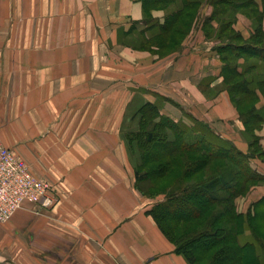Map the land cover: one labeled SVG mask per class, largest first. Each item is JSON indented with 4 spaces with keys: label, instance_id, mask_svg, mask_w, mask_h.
Instances as JSON below:
<instances>
[{
    "label": "crops",
    "instance_id": "1",
    "mask_svg": "<svg viewBox=\"0 0 264 264\" xmlns=\"http://www.w3.org/2000/svg\"><path fill=\"white\" fill-rule=\"evenodd\" d=\"M146 10L141 0H0V142L56 196L46 207L24 202L0 225V264H191L137 187L120 130L138 97L242 153L264 149V59L237 58V71L251 65L246 77L260 79L254 97L237 102L219 44L200 29L166 55L139 47L165 17ZM234 27L242 43L259 30L264 48V15L257 24L239 14ZM250 165L264 179V160ZM253 196L264 200V180ZM246 238H255L250 229Z\"/></svg>",
    "mask_w": 264,
    "mask_h": 264
},
{
    "label": "trees",
    "instance_id": "2",
    "mask_svg": "<svg viewBox=\"0 0 264 264\" xmlns=\"http://www.w3.org/2000/svg\"><path fill=\"white\" fill-rule=\"evenodd\" d=\"M186 1L141 0L145 11H148L146 9L149 8L167 10L163 23L158 26L160 35L167 30L170 31V28L180 20L181 15H185L186 7H190L192 3V0L187 3ZM222 2L240 8L246 6L256 7L254 0H222ZM172 3L177 4L173 13H170L168 7ZM188 25H191V21ZM259 36L260 31L256 30L253 37L257 38ZM237 37L241 38L239 34H237ZM250 41L247 40L240 44L228 42V47L221 45L217 48L218 53L226 51L221 54V59L225 63L223 74L226 75L228 72L230 74L228 78L236 77L239 79L232 85L228 84L229 91L233 93L232 90H237L247 97L254 95L253 88L256 81L260 79L258 76H254L252 80H248L246 77L247 69L251 65L243 71H237V58L246 54L245 56L257 57L260 61L264 59V48L261 45L250 43ZM137 115L141 117V122L145 124L159 118L155 122L158 129L156 132L149 130L141 138L140 136L137 137L136 134L129 135L130 139L125 144L130 161L131 148L129 142L132 143L133 141L142 144L146 149L147 147L151 149L153 145H157L158 149L165 155L184 152L195 153L201 157L194 160L185 159L184 170L181 176L175 179L180 182L178 187H173L174 190L146 210L147 214L153 217L163 234L175 244L176 252L183 254L191 264H200L202 256L209 252L211 254L203 264H264V255L259 250L260 242L255 235V228L245 226L241 212L232 209L233 199L242 193L247 183H257L264 180L250 165V159L255 157L251 153H242L236 150L228 142L217 139L205 124L194 121V126H191L162 115L158 106L150 101H145L132 114V117ZM144 155L141 156L145 158L146 155ZM208 160H221L227 165L220 168L218 172L207 175L203 180H189L182 183L187 176L189 177L193 172L199 170ZM136 166L133 165L138 187L140 180L150 178L146 174L140 176ZM159 171L166 172V165L160 164L156 172H153L152 179L160 176ZM262 203L264 205V200ZM208 204L218 205V209L203 225L198 224L196 228L185 233H171L173 225L177 228L178 225H182L187 220L198 222L201 216V207ZM228 215H232L234 228L230 227L231 225L215 226L219 220ZM167 221L172 222V226L167 227V224H165ZM248 229L255 236L253 240H247L246 238V230Z\"/></svg>",
    "mask_w": 264,
    "mask_h": 264
},
{
    "label": "rangeland",
    "instance_id": "3",
    "mask_svg": "<svg viewBox=\"0 0 264 264\" xmlns=\"http://www.w3.org/2000/svg\"><path fill=\"white\" fill-rule=\"evenodd\" d=\"M188 1L190 0H187L186 3ZM176 4L172 3L171 5H169V7L167 6L170 13H173L176 8ZM158 9L164 10L166 15V9ZM239 14L243 15L252 23L258 24L261 21V18H263L264 8L261 10L253 6L240 8L229 3L226 4L222 2V0H192L191 6L186 7L185 9V15H181L180 20L172 28H170V31L167 30L161 35L157 34L154 40L149 41V43L139 42L138 45L141 48H147L149 47V45L151 46L154 44L155 46L159 47L158 50L156 49V52L159 55H166L176 50L180 42L184 38L186 39L189 34H191L193 29H200L202 31L201 34L206 41H214L219 44V46L222 45L224 47H228V42H236L237 44L242 43L241 40L237 37L238 30H236V28L234 27L236 18ZM212 20L214 21L213 24L210 23ZM190 21L191 25H188ZM257 40H259V37L251 40L250 43L259 45ZM225 52L226 51L219 53V56L222 58L221 54H224ZM228 77H230V74H228L227 72V74L224 75L226 84L232 85L234 82L239 81V79L236 77ZM232 92L233 93H231V95L233 96V99L239 98L237 102L241 103L242 99H240V93L237 90H232ZM262 95L264 98V89L262 90ZM253 97L254 96H251V98ZM134 102L136 103V106L134 104H130L127 106L126 115L121 124L120 132L125 143L126 141H128V139H130V134H136L137 137L140 136L141 138L149 130L156 132L158 129L155 126V122L156 120H159V118L153 120V122L151 123L145 124L141 122V117L139 115L132 117V114L136 112V110L145 102V100L138 97ZM246 103L247 104L243 102L242 104V107L245 110L247 108L246 105H248V103L250 104V101H247ZM257 126L259 128L260 124L257 123ZM129 145L131 148V162L134 166L137 165L136 167L138 174L140 176L146 174L150 178H147V180H140L138 183V189L144 196L152 199L153 204L157 201L162 200L165 195H168L170 191L174 190L175 187H178L180 182L175 179L181 176V173L185 167V159L194 160L195 158H201L195 153L184 152L177 153L175 155H165L162 154L157 145H153L151 149L150 147H147L146 149L145 146H142V144L136 143L135 141H133L132 143L129 142ZM248 153H251L253 157L257 158L258 160H264V149L261 146L251 145V147H249L248 149ZM142 154H145L146 157H142ZM160 164L166 165V172L159 171L160 176L152 179L153 172H156ZM226 165L227 164L221 160H208L204 165L200 167L199 170L193 172L189 177L187 176L182 183L189 180H203L207 175L218 172L220 168L225 167ZM259 183L260 182L247 183L245 188L242 190V193L233 199L232 209L237 212H241L245 226L249 228H251L252 226L253 228H255V235L260 242L259 250H261L264 255V218L260 217L261 215L257 216L258 214H264V205L262 202L255 201L253 196V189ZM201 209V216L198 222L187 220L182 225H178L177 228H175V225H173V227L171 228V231H173L171 233H185L196 228L198 224L203 225V223L206 222L207 219L216 212V210L218 209V205L208 204L202 206ZM8 221L0 223V225H4ZM233 223L234 221L232 219V215H228L219 220L215 224V226L231 225L230 227H233ZM165 224H167V227L172 226V222L167 221ZM210 254L211 252L204 254V256H202L200 264L206 262Z\"/></svg>",
    "mask_w": 264,
    "mask_h": 264
},
{
    "label": "built area",
    "instance_id": "4",
    "mask_svg": "<svg viewBox=\"0 0 264 264\" xmlns=\"http://www.w3.org/2000/svg\"><path fill=\"white\" fill-rule=\"evenodd\" d=\"M52 188L33 174L30 166L0 142V223L8 221L24 202L53 205Z\"/></svg>",
    "mask_w": 264,
    "mask_h": 264
}]
</instances>
